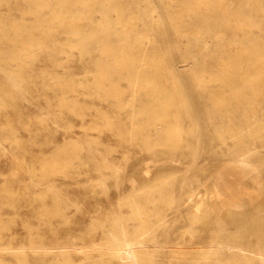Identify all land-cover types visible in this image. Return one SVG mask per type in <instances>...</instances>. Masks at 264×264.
Returning a JSON list of instances; mask_svg holds the SVG:
<instances>
[{"label": "rangeland", "instance_id": "obj_1", "mask_svg": "<svg viewBox=\"0 0 264 264\" xmlns=\"http://www.w3.org/2000/svg\"><path fill=\"white\" fill-rule=\"evenodd\" d=\"M169 2L174 8V3ZM142 3L143 0H138V4ZM157 5L159 12L155 7ZM157 5L150 6V18L161 21V25L158 28H150L145 33L137 21L133 26L140 31L138 34L140 36L133 42L134 49H144L149 56L161 57L164 64L172 69V74L167 77L160 75L151 82L164 84L168 79L167 86L170 88L172 87L170 80L182 86L175 93L172 89L171 95L186 103L187 107L178 108V112L185 130L182 135L185 139H190L189 144L182 143L178 147L166 148V152L160 157L154 156L146 143V139L158 138L154 127L146 124L145 115L140 111L141 103L151 95L146 83L144 81L133 83L126 76H112L110 82L117 84L121 90L120 101L123 106H118L114 98H105L95 85L98 66L108 62L103 58V43L93 38L92 45L90 44L85 51L80 42L89 33L104 39H111L114 32L122 35L121 24L117 22L114 13L103 16L97 10L92 11L82 21V31L76 34L49 25L47 29L50 31L43 36L47 47V51L44 52L38 45H30L21 40L19 34L37 31L39 20L48 19L55 10L67 16L66 20L72 17V14L77 15L80 10L73 12H66L63 8L59 10V6L50 0H0V246L11 243L14 245L11 250L15 251L20 250L22 244L27 248L31 241L66 242L77 246L75 250L70 248V264H116L114 259L110 260V263L102 262L98 251L92 248L93 245L107 238L105 231L113 211L123 214L130 211L126 194L132 186L143 189L160 184L158 210L165 216L159 224L154 225V235L161 245L158 250H150L153 253L149 254L147 264L176 262L222 264L214 255L201 252L205 244L216 236L214 233L218 230V225L214 222L215 216L219 214L230 232L239 235L241 233L237 232L235 224L227 221L228 206L233 201L242 200L251 216L254 208L263 203L264 129L260 131L261 138H255L248 133L242 138L244 149L251 148L250 165L237 161L229 151V148L236 145V139H230L227 134L225 139L221 138L213 126L217 123L212 124L205 110L199 109L197 95L200 88L196 86V78L185 73L190 63L182 60L181 55L180 59L177 57L179 51L186 48L188 40L183 35L173 32L164 10L160 8L162 5L160 3ZM161 14L164 16L160 17ZM107 19L112 32L106 29ZM256 19L264 21V15H257ZM162 27L165 28V32ZM167 33L169 35L164 36ZM177 36L180 41L176 40ZM250 36L264 42V24L255 27ZM237 39L243 40L241 32H238ZM206 41L207 44L199 58L213 63L214 35L210 34ZM248 42L250 40H246L247 44ZM114 43L115 41H112V44ZM169 43H174L177 51L171 46L173 44ZM222 43L228 46L231 42L225 36ZM231 51H234L232 44ZM177 60L179 63L176 64ZM145 65L142 61L136 64L138 68ZM209 84L214 86L218 82L213 81ZM187 85L191 86L190 89ZM2 87L9 88L11 93L3 92ZM133 87L139 88L133 92ZM226 96L233 95L226 93ZM251 96L247 93L243 97L247 99ZM253 97L258 101L251 119L264 124V92ZM236 113L235 121L237 124H243L239 122V112ZM214 120L217 122V119ZM135 126L142 129L139 135L134 134ZM212 150H215L214 154ZM56 152L62 157L70 156L71 159L61 161L57 170L43 176L41 167L44 161H51ZM209 158L211 162L207 163ZM104 161L114 163L117 170L101 167ZM219 162L224 164L221 165ZM132 163L136 166L135 171ZM127 169L131 175L129 171L125 172ZM209 169L211 170L208 171ZM131 170L134 171L133 174ZM209 181L216 183L210 182L209 185ZM49 186H52L60 196V205L64 206L63 216L51 215L50 207L55 195L48 190ZM191 192H194V195L191 196L192 200L187 202L186 196ZM44 193L46 197L43 199ZM183 200L185 202L179 207L180 213L172 216L173 207ZM211 200L216 204L212 205ZM42 201L49 206L47 209L42 206ZM184 208L188 209L184 211ZM152 220L155 221V218L152 217ZM199 226L204 230L200 231L202 228ZM244 236L243 238L249 242L255 240L254 234L245 233ZM150 247L153 248L152 245ZM26 252L29 264H41L39 258L28 248ZM0 257L3 264H20L9 251L0 249Z\"/></svg>", "mask_w": 264, "mask_h": 264}, {"label": "bare ground", "instance_id": "obj_2", "mask_svg": "<svg viewBox=\"0 0 264 264\" xmlns=\"http://www.w3.org/2000/svg\"><path fill=\"white\" fill-rule=\"evenodd\" d=\"M50 1L56 3V5L59 6V10L63 8L65 9L66 12H73L77 10L78 11L80 10V12L77 15L72 14V17L66 20L65 17L67 16L62 15L61 12L55 10L54 13L48 19L41 18L39 20V26L37 31L27 32L25 34H19V38L21 40L26 41L30 45L33 44L38 45V47L45 52L47 51L46 49L47 47L45 45L43 36L50 31L49 29H47L49 28V25L52 26L54 25L57 29L63 28L70 33L76 34L82 31V26H83L82 21L92 11L97 10L101 14H103V16H107L110 13H114L117 22L121 24L122 35H120L117 32H114L111 39L109 38L104 39L102 37H94L95 34L89 33L88 35H86L85 39H83L80 42L84 47L83 49L85 51H87V47L92 43L93 38L95 41H99L103 43L102 44L103 58L108 62L105 63L103 66L102 65L98 66L95 85L98 91L101 92L105 96V98L108 97L114 98L118 106H123L122 102L120 101V95L122 93L121 90L119 89L117 84L110 82V78L112 76H118V77L126 76L133 83L137 81H144L146 83V87L150 91L149 94L151 95L149 96L148 99H146L145 102L141 103L140 111H142V113L145 115L146 124L147 125L150 124L151 126H153L154 130L156 131L158 138L146 139V143L148 145V148L152 149V154L157 157H160L162 154H164V152H166L167 150L166 148H174V147H178L182 143L184 144L190 143V139L188 138L185 139L182 135L185 130L183 128L184 126L180 121V114L178 112V108L183 109L187 107L186 103L184 100L182 99L178 100L177 97L171 95L172 89L174 90L173 92L175 93L176 91L180 90L182 86H180L178 82L170 80L172 86L170 88L169 86H167L168 79H167V83L164 84L155 81L151 82L153 78L154 79L156 77L158 78L160 75H164L167 77L168 75L172 74V69L164 64V61L161 57L149 56V54L144 49H134L133 42L134 40L137 39L138 36H140L138 35L140 31L134 29L133 25L136 24L138 21L139 25L141 26L140 29H143L145 33L150 28H154V27L158 28L161 25L160 24L161 21L150 18V6L152 4L157 5L160 3L162 5V7L160 8L164 10V13L166 14L165 17L168 19L167 21L170 22L173 32H175L176 34L183 35L185 39L188 40V44L186 48H184L183 51H179V56L177 55V57H179L178 59H180V55H181L183 58L182 60H186V62L190 63V64L186 63L189 64L190 67L186 69L185 73L194 76L196 78L195 81L196 86H199L200 88L197 95L198 96L197 103L200 106L199 109L205 110V114L210 119L212 124L217 123L216 125L213 126H215L216 128L215 131L217 130L219 132V136L221 138L225 139V134H227V136L230 139H236L237 141L236 145L233 146V148L231 149L229 148V151L237 161H239L242 164L250 165L249 155L252 153L250 152L251 148L244 149L242 138L245 136L246 133L254 136L255 138H261L262 135L260 131L264 129V124L257 122V120L251 119L252 115L255 113V108H256L255 105L258 101L253 96L264 92V42L256 37L251 38L250 35L252 34L255 27L264 24L263 20L256 19L257 15H264V0H143L142 4H138V0H50ZM169 1L174 3L175 5L174 8L171 7V3ZM155 7L157 8L158 5ZM157 12H159L158 8H157ZM163 16L164 15L160 17ZM108 21L109 20L107 19L106 22ZM164 21L166 22V20ZM106 26H107L106 28L107 31L112 32V27L109 22L107 23ZM163 27L162 30H164L163 32H165V28L163 29ZM238 32H241L243 40L237 39ZM170 34H171L170 36L173 35L172 31ZM210 34L214 35V40H215V44L214 46H212V58L214 60L213 62L214 64L205 62L204 58H199L200 55L202 56L203 47L207 44L206 38ZM168 35L169 34L167 33V35L164 36L167 37ZM225 36L231 42L230 45L228 46H224L222 43ZM178 38L179 37L177 36L176 40L180 41L179 40L180 38L179 39ZM246 40H250V42H248L247 44ZM112 41H115V43L112 44ZM166 41L167 40H165V42ZM180 43L182 44V42ZM170 44H173L171 46H173L174 48V43H169V45ZM231 44L234 47V51H231ZM175 50L177 51V49ZM140 61L145 62L146 64L145 67L138 68L136 66L137 62ZM177 63H179V61L176 62V64ZM185 73L183 75H185ZM205 75L207 79L204 80ZM213 81L218 82V84L214 86H210L209 82H213ZM188 87L190 89L191 86ZM137 88L133 87L132 91L133 92L136 91ZM1 90L7 94L11 93L10 89L7 87H2ZM226 93H231L233 96L227 97ZM247 93H250L252 96L250 98L245 99L243 96ZM236 111L239 112L238 113L240 116L239 122H243V124H237V122L235 121L234 118L237 115ZM191 113L193 112L191 111ZM214 119H217V122H215ZM133 129L135 131L134 132L135 135H139L142 131V129L139 128L138 126H135ZM153 146L156 148H153ZM200 149L198 151H200ZM211 152L214 154L215 150H212ZM206 155L208 157V154ZM203 156L201 158H203ZM216 158H213V160ZM70 159H71L70 156L62 157L59 155L58 152H56V155L53 156L51 161H47V162L44 161L41 167L42 175L43 176L49 175L52 171L58 169V165L61 163V161L70 160ZM209 161L210 158L207 163H209ZM165 162L166 161H164V163ZM212 163L214 162L212 161ZM222 163L220 164L222 165ZM187 164H189L188 161ZM132 165H133L132 167L135 166L133 163ZM139 165H141V163ZM101 167L104 168L110 167L113 171L117 170L116 165L112 162L108 163L104 161ZM132 167H129V169ZM135 167L133 169L134 171H135ZM209 167L211 168V166ZM152 168H154V166ZM129 169H127L125 172L129 171ZM204 169L206 168L204 167ZM180 170H181V165H180ZM210 170L211 169H209L208 171ZM134 171H132V174L134 173ZM96 172L98 174V171ZM195 172H197L196 168H195ZM129 173L131 175L130 171ZM193 174L195 175L194 172ZM198 174H199L198 177H200V172ZM215 176L213 177L215 178ZM129 178L131 179V177H128V179ZM216 181L214 182L216 183ZM210 182L211 181H209V185ZM258 185L259 184H257V186ZM48 190L53 192V194L55 195L54 201L50 207L51 215L63 216L64 206L62 207L60 205V196L52 186H49ZM117 191L119 192V190ZM160 194H161L160 184H153L152 187L149 186L148 188H143V189H136L134 186L131 187L130 191L126 194V199L129 203L130 211L127 214L113 211L108 221L109 225L106 227V231H105L107 238L101 243H95L92 247L93 249L98 251L99 257L102 262L110 263V260L114 259L116 264H147L149 254L153 253L150 250L153 251L158 250L159 245H161L159 240L154 235V225L159 224L163 220V217L165 216L164 214L160 213L158 210L160 207L157 203V200L160 198L161 196ZM192 195H194V192H191L190 194H188V196H186L187 202H190L189 200H192L191 197ZM42 197L43 199L46 197L45 193L43 194ZM207 198L212 199V197H207ZM215 199L217 200L218 197ZM184 202H185L184 200L181 201L180 203L177 202V204L173 207L172 216H176L178 215V213H180L179 207ZM214 203L215 201H213L212 205ZM220 204L218 205L219 207ZM42 206H44L45 209L49 207L45 201H42ZM246 207L247 205L242 200H237V201H233L227 208V216H228L227 221L228 223L232 222L235 224L237 232L241 233L239 235H236L235 232L233 233L230 232V230L226 227V225H224V220L221 218L219 214H217L218 212L216 211L217 212L216 213L215 211H213L217 214L215 216L214 222H216V224L218 225V230L216 231V233H214L216 234V236L209 243H207V241L205 240L207 244H205V248L201 249L202 253L214 255L215 258L218 259L222 264H264V201L262 204H258L254 208L253 213H251V216H249L250 213L247 211ZM186 209L184 211H186ZM152 217L155 218V221L152 220ZM184 222L186 221L184 220ZM196 226H194V228ZM173 230L171 232H173ZM201 230L204 229L202 228L200 229V231ZM177 233L178 232H176V234ZM245 233L254 234L255 240L253 242H249L246 239H244L243 236L245 235ZM201 237H204V235ZM149 242H151L152 244H149ZM150 245H152L153 248L150 247L151 248L150 249L149 248ZM174 245L178 246L176 244ZM13 248L14 245H12L11 243L8 245L0 246L1 250L9 251L12 255H14L16 260L20 264H29L28 260L26 259L28 254L26 252L27 248L32 252V254H34L36 257L39 258L38 260H40L41 264H70L71 262L70 248L75 250L77 246L66 244V242L59 243L58 241H50L48 243L41 240V241H31L30 244L27 246V248L23 244L20 250L12 251L11 249ZM164 262H166V260ZM3 263L4 262H2V259L0 257V264Z\"/></svg>", "mask_w": 264, "mask_h": 264}]
</instances>
